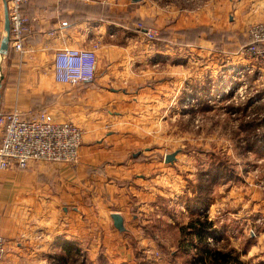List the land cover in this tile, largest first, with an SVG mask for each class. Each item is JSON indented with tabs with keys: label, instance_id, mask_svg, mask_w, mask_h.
Instances as JSON below:
<instances>
[{
	"label": "crops",
	"instance_id": "crops-1",
	"mask_svg": "<svg viewBox=\"0 0 264 264\" xmlns=\"http://www.w3.org/2000/svg\"><path fill=\"white\" fill-rule=\"evenodd\" d=\"M130 1L36 0L23 4V12L32 19L27 26L22 51H16L9 41L6 52H0V112L14 108L25 114L35 111L39 108L40 96L56 95L70 85L55 79L52 64L55 52L64 47L92 48L96 44L94 78L74 86L86 85L92 92L88 102L107 105L109 110L112 109L107 111V117L121 121V136L115 138V134L107 132L108 136L101 143H108L107 147L112 151H128L133 134L142 133V128L135 126L133 121L152 117L158 99L163 97L160 88L168 87L167 80L155 76L158 68L164 66L157 55L165 52L173 57L178 49L182 64L188 65L190 49L206 42L200 34L193 40L192 45L196 44L191 46L189 29L202 20L200 15L192 18L195 13L181 0H169L164 10V46L158 45L157 40L146 39L143 32L130 29L132 20L143 13ZM235 1L230 0V4L237 8ZM253 2H249L251 6L264 8V0ZM6 9V0H0V44L5 36ZM155 9L158 12V8ZM252 16L247 17L252 19ZM64 21L66 24L62 25ZM233 36H227L226 42L233 41ZM243 61L236 63L245 64ZM198 81L217 86V80L203 78ZM115 87L122 89L115 92ZM164 99L168 101L167 93ZM69 108L73 115L74 106ZM53 111L56 120L75 122L73 118L56 116L54 113L57 112ZM122 134H126L125 137ZM92 136L91 130L85 133L77 164L31 161L23 169L13 166L0 171V235L7 244V252L0 264H51L62 240L84 250L86 262L102 255L113 263H120L130 256V249L125 247L127 236L130 238L131 234H138L139 228L147 226L140 223L141 215L148 220L157 215L160 199L168 202V213L165 214L171 224L183 227L189 220L187 197L173 191L164 194L158 186L157 176L151 171L145 176L141 174L143 168L151 169L154 161L120 157L107 160L104 166L102 159L91 157V152L99 146L103 149V144L93 142ZM1 137L0 130V141ZM173 183L170 181L171 187H166L167 190L173 189ZM218 192L219 196L215 198L219 201L216 200L213 212L219 211L221 215V205L226 204L222 200L234 201L237 194L232 189ZM151 209H154V215ZM249 211L237 206L226 210L232 216L233 224H228L224 231L234 235L236 220ZM113 213L122 216L123 230L114 226ZM216 224L213 222V226L218 227L219 223ZM245 249L240 252V257L248 260L254 256L252 244Z\"/></svg>",
	"mask_w": 264,
	"mask_h": 264
},
{
	"label": "rangeland",
	"instance_id": "rangeland-1",
	"mask_svg": "<svg viewBox=\"0 0 264 264\" xmlns=\"http://www.w3.org/2000/svg\"><path fill=\"white\" fill-rule=\"evenodd\" d=\"M181 1L195 13L192 18L200 15L202 20L189 29L191 46L196 44L192 45L193 40L200 34L206 42L194 47L202 49L200 51L190 49L188 65L182 64L178 49L173 57L169 54L167 56L165 52L157 55L156 58L164 66L158 68L155 76L167 80L168 87L160 88L163 97L158 99L152 117L133 121L135 126L142 128V133L133 134L128 151H112L107 147L108 143H101L108 136L107 132L111 131L110 134H115V138L121 136V121L116 117H107V111H112L107 105L88 102L92 92L87 90L86 85L70 84L56 95L46 98L40 96L39 108L30 113H51L55 110L56 116L73 118L82 128L83 137L91 130L93 142L103 144V149L100 150L99 146L98 150L91 152V157L102 159L104 166L107 160L120 157L154 161L155 165L151 169L143 168L141 174L147 175L151 171L153 176H157L158 186L164 194L165 191H173L187 197L186 201L193 204L186 206L190 213L189 220L196 212L195 216L208 218L214 224L219 223L216 224L218 227L214 226L215 233L212 237H208L211 246L227 249L237 246L234 250L240 253L245 252V248L252 244L254 256L247 258L249 264H264V70L254 76H245L249 85L242 98H233V89L238 88L239 84H233L230 88L225 84L232 75L229 71L231 67H240L242 64H237L236 61L244 60L233 52L237 53L247 43V31L251 23L264 20V8L251 6L249 2L254 0H237V8L230 4V0ZM130 2L143 12L132 20L130 29L139 32L142 28L155 29L156 36L146 39L157 40L158 45L164 46V10L169 0ZM155 8H158V12ZM250 15H253L252 19L247 17ZM231 35H234L233 41L226 42L227 36ZM203 78L217 80V86L213 83L200 84L198 80ZM233 82L238 83L236 80ZM121 89L122 87L114 88L115 92ZM166 93L167 102L164 99ZM73 106L74 117L69 112V107ZM122 135L125 137L126 134ZM168 154H174L170 161L165 159ZM170 181H174L173 189L167 190L166 187H171ZM229 189L237 194L234 201L223 199L222 202L226 204L221 205L222 214L219 211L213 212L216 200L219 201V198H215L219 196L218 191L225 192ZM196 202H200V206ZM229 202L234 203L231 205ZM159 204L157 215L151 216V220L141 215L140 223L147 226L139 228L138 234H131L130 238L127 236L125 247L130 249L128 255L132 259L127 255V259L113 263L101 255L86 262L85 251L80 250L78 260L86 264H186L193 251L185 254L179 246L182 225L175 226L167 221L165 213H168V202L160 199ZM235 206L251 211L238 217L236 232L232 235L230 231H224L228 224H233L232 216L226 210ZM153 210L151 209L154 215ZM233 236L234 239L231 238Z\"/></svg>",
	"mask_w": 264,
	"mask_h": 264
},
{
	"label": "built area",
	"instance_id": "built-area-1",
	"mask_svg": "<svg viewBox=\"0 0 264 264\" xmlns=\"http://www.w3.org/2000/svg\"><path fill=\"white\" fill-rule=\"evenodd\" d=\"M31 1L36 0H6L9 41L19 52L22 51L27 26L32 19L23 12L22 5ZM63 24L66 22H62ZM156 33L152 28L144 31L149 39L154 38ZM247 33V43L236 53L246 63L240 67L232 66L229 70L232 73L230 80L225 82L228 88L239 84L238 88L233 89V98L243 97V92L249 85L245 76H254L264 70V20L251 24ZM52 64L55 79L59 82L72 85L89 82L96 73V44L92 48H61L55 52ZM0 130V171L13 166L23 169L31 161L74 165L79 160L83 131L74 121L56 120L50 112L25 114L14 108L0 112ZM5 253L6 242L0 235V261Z\"/></svg>",
	"mask_w": 264,
	"mask_h": 264
},
{
	"label": "trees",
	"instance_id": "trees-1",
	"mask_svg": "<svg viewBox=\"0 0 264 264\" xmlns=\"http://www.w3.org/2000/svg\"><path fill=\"white\" fill-rule=\"evenodd\" d=\"M145 30L147 28H142L141 31ZM190 204L188 202V206L193 205ZM195 204L199 206L200 202ZM191 217L188 224L181 227L179 237L182 252L188 254L193 251L190 257L188 255L186 264H249L248 260L242 259L234 248L227 249L222 246L214 248L210 245L208 237L215 233L212 221L201 216ZM79 251V247L72 242L62 240L59 242V251L52 256L51 264H86L78 260Z\"/></svg>",
	"mask_w": 264,
	"mask_h": 264
},
{
	"label": "water",
	"instance_id": "water-1",
	"mask_svg": "<svg viewBox=\"0 0 264 264\" xmlns=\"http://www.w3.org/2000/svg\"><path fill=\"white\" fill-rule=\"evenodd\" d=\"M133 1H137V0H133ZM5 36L2 38L1 40V44H0V52L1 53H5L8 47V43H9V18H8V13H7V9L5 11ZM174 158V154H168L165 156V159L167 161H170ZM112 220H113V224L114 226L118 229V230H123L124 226H123V218L121 215H119L118 213H113L112 214Z\"/></svg>",
	"mask_w": 264,
	"mask_h": 264
}]
</instances>
